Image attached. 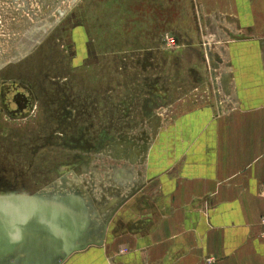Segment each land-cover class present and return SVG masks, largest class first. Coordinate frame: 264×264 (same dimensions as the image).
I'll list each match as a JSON object with an SVG mask.
<instances>
[{"label":"rangeland","instance_id":"obj_1","mask_svg":"<svg viewBox=\"0 0 264 264\" xmlns=\"http://www.w3.org/2000/svg\"><path fill=\"white\" fill-rule=\"evenodd\" d=\"M225 11L209 0H0V83L32 97L13 115L0 91V196L73 228L24 236L0 264H62L155 210L145 200L160 197L162 129L188 105H230L238 34Z\"/></svg>","mask_w":264,"mask_h":264},{"label":"crops","instance_id":"obj_2","mask_svg":"<svg viewBox=\"0 0 264 264\" xmlns=\"http://www.w3.org/2000/svg\"><path fill=\"white\" fill-rule=\"evenodd\" d=\"M209 6L237 28L226 51L230 105L182 108L162 129L160 197L145 200L155 210L62 264H264V0Z\"/></svg>","mask_w":264,"mask_h":264},{"label":"water","instance_id":"obj_3","mask_svg":"<svg viewBox=\"0 0 264 264\" xmlns=\"http://www.w3.org/2000/svg\"><path fill=\"white\" fill-rule=\"evenodd\" d=\"M72 229L64 213L50 215L47 211H30L26 198L13 195L0 196V257L11 253L24 236L55 239L56 232L66 236L72 232ZM67 255L62 260L66 259Z\"/></svg>","mask_w":264,"mask_h":264},{"label":"flooded vegetation","instance_id":"obj_4","mask_svg":"<svg viewBox=\"0 0 264 264\" xmlns=\"http://www.w3.org/2000/svg\"><path fill=\"white\" fill-rule=\"evenodd\" d=\"M1 90L5 107L13 115L25 113L32 104L30 93L17 80H3L0 83Z\"/></svg>","mask_w":264,"mask_h":264},{"label":"built area","instance_id":"obj_5","mask_svg":"<svg viewBox=\"0 0 264 264\" xmlns=\"http://www.w3.org/2000/svg\"><path fill=\"white\" fill-rule=\"evenodd\" d=\"M260 225L262 227V230H261V235L264 237V214L260 217ZM126 247L123 248L122 250L123 251H126Z\"/></svg>","mask_w":264,"mask_h":264}]
</instances>
